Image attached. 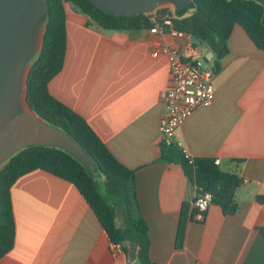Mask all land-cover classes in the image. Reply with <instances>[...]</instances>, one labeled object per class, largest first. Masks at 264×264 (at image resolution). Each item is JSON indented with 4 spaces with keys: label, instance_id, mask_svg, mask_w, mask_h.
I'll list each match as a JSON object with an SVG mask.
<instances>
[{
    "label": "crops",
    "instance_id": "crops-1",
    "mask_svg": "<svg viewBox=\"0 0 264 264\" xmlns=\"http://www.w3.org/2000/svg\"><path fill=\"white\" fill-rule=\"evenodd\" d=\"M88 24L87 16L66 5V57L49 91L135 170L152 262L264 264V51L239 25L223 59L196 43L204 55L208 48L214 52L206 72L215 99L177 129L174 143L193 158L220 160L222 169L241 178L240 210L226 216L212 204L203 222L188 224L177 248L183 204L192 209L198 193L181 165L158 162L162 93L172 80L167 57L155 51L162 45L182 49L187 40L170 32L107 31ZM11 198L15 245L1 264H140L139 247L128 242L119 252L74 184L37 169L14 183ZM117 221L123 225L121 212Z\"/></svg>",
    "mask_w": 264,
    "mask_h": 264
},
{
    "label": "trees",
    "instance_id": "trees-1",
    "mask_svg": "<svg viewBox=\"0 0 264 264\" xmlns=\"http://www.w3.org/2000/svg\"><path fill=\"white\" fill-rule=\"evenodd\" d=\"M49 18L43 48L28 77L30 107L49 124L68 133L86 150L97 166L90 173L69 152L55 147L32 146L13 156L0 171V264L15 245L16 223L11 188L23 175L44 170L76 186L115 245L131 242L139 247L140 264H155L150 258V235L137 198L135 170L123 165L111 153L89 123L77 112L55 99L50 82L61 72L66 57V5L84 14L88 25L107 31L129 32L152 29L163 23L168 7L151 14L116 16L96 7L90 0H48ZM191 9L173 11V27L211 47L220 59L229 54V39L235 25L241 26L252 42L264 51V6L256 0H191ZM159 163L181 165L198 194L213 195L212 204L224 215L240 210L237 193L241 178L222 169L209 157L185 156L177 143L158 144ZM104 190V193L102 192ZM112 200V203L110 200ZM120 207V209H119ZM118 210L123 225L117 221ZM193 210L184 203L178 226L176 247L184 244Z\"/></svg>",
    "mask_w": 264,
    "mask_h": 264
},
{
    "label": "water",
    "instance_id": "water-1",
    "mask_svg": "<svg viewBox=\"0 0 264 264\" xmlns=\"http://www.w3.org/2000/svg\"><path fill=\"white\" fill-rule=\"evenodd\" d=\"M90 1L116 16L148 15L164 7L176 13L191 9V0ZM256 1L264 6V0ZM48 18V0H0V171L22 150L44 146L69 152L94 174L96 163L83 146L45 121L28 104V77L43 48ZM210 55L214 56V52L208 48L201 60L203 68L212 59ZM127 244L128 241L124 246Z\"/></svg>",
    "mask_w": 264,
    "mask_h": 264
},
{
    "label": "built area",
    "instance_id": "built-area-1",
    "mask_svg": "<svg viewBox=\"0 0 264 264\" xmlns=\"http://www.w3.org/2000/svg\"><path fill=\"white\" fill-rule=\"evenodd\" d=\"M168 8L163 23L154 26L150 32L159 35L170 32L174 36L187 40L186 47L182 49L162 45L155 51L156 55L163 54L167 57L172 80V86L162 93L164 113L159 126L163 141L170 144L174 142L177 129L182 127L198 108L212 105L215 91L211 73L203 71L206 69L203 68L201 62L204 54L196 45L197 41L173 27L174 10L171 7ZM183 151L187 158H193L187 151ZM216 164L220 165V160H216ZM212 199L213 195L210 193L196 196L192 205L194 221L203 222L205 220L212 205ZM116 249L121 252L123 246L116 245Z\"/></svg>",
    "mask_w": 264,
    "mask_h": 264
},
{
    "label": "rangeland",
    "instance_id": "rangeland-1",
    "mask_svg": "<svg viewBox=\"0 0 264 264\" xmlns=\"http://www.w3.org/2000/svg\"><path fill=\"white\" fill-rule=\"evenodd\" d=\"M219 67V66H218ZM217 67V68H218ZM203 71H207V69H203ZM102 192L104 193V196L105 197H107V195H105V192H104V190H102ZM110 200V202L112 203V200L111 199H109ZM119 209H120V207H119ZM120 213V210H118V214Z\"/></svg>",
    "mask_w": 264,
    "mask_h": 264
}]
</instances>
